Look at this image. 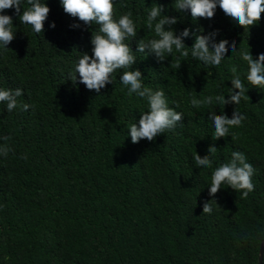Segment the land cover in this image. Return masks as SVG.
Returning <instances> with one entry per match:
<instances>
[{"label": "trees", "instance_id": "obj_1", "mask_svg": "<svg viewBox=\"0 0 264 264\" xmlns=\"http://www.w3.org/2000/svg\"><path fill=\"white\" fill-rule=\"evenodd\" d=\"M50 13L44 32L22 24L15 9V39L0 45V89H22L19 103L7 111L0 103V137L10 136L12 152L0 156V264H259L264 238V89L248 84L246 62L231 47L219 67L180 57L134 53L145 86L163 90L169 106L184 114L175 129L154 141L131 142L129 125L138 123L147 102L120 82L124 70L100 93L69 79L83 53L92 54L95 24L84 25L66 14L61 0H44ZM163 6L176 17L172 29L189 48L196 35L219 30L216 41H235L254 58L264 53V14L248 31L217 7L214 18L193 20L174 0H115V15L132 12L137 37H154L146 28L148 8ZM23 7L27 8L26 0ZM56 27L52 28L51 24ZM79 24V28L71 25ZM179 57V53H174ZM237 65L248 90L239 105L192 107L197 99L223 94L230 98V66ZM238 91V90H236ZM178 105V107H177ZM247 117L230 136L213 140L211 112ZM236 134L232 140L231 133ZM3 141H0L2 143ZM217 147L213 167L195 165L194 155ZM243 152L255 168V190L246 199L224 186L211 214H203L214 168ZM27 159H22L23 155Z\"/></svg>", "mask_w": 264, "mask_h": 264}, {"label": "clouds", "instance_id": "obj_2", "mask_svg": "<svg viewBox=\"0 0 264 264\" xmlns=\"http://www.w3.org/2000/svg\"><path fill=\"white\" fill-rule=\"evenodd\" d=\"M22 3L23 0H0V13L14 8L15 14L22 24L30 25L37 34L44 32V23L51 11L48 5L44 0H26L28 7H23L21 14ZM61 4L66 14L78 18L84 25L95 24L98 26V29L92 32V54L83 53L81 55L73 71L69 74V79L74 84L79 80V83L83 84L87 90L100 93L108 84L113 83V74L117 70H124L120 76V82L127 88L129 97L135 94L147 102V111L141 112L138 123L129 125V134L133 144H137L141 140L154 141L158 135L175 129L178 123L182 122L184 116L182 112H177L175 108L169 106L163 90H153L151 87L145 86L143 74L139 69L131 70L137 60L134 54L136 52L146 56L154 55L159 62H163L171 56L173 58L171 67L180 68V57H188L190 49L191 57L195 60L207 66L219 67L231 47L234 55H238L242 61L246 62L247 68L243 76L247 83L253 87L264 89V53L259 54L258 58H254L251 51L244 49L241 45L237 51L235 41H232L231 44L227 39L217 42L216 37L219 30L207 35H196L194 44L189 48L184 41L190 36L191 30L186 28L177 34L172 29V26L178 23L177 18L162 15L164 11L162 5L154 3L152 7L148 8L145 25L155 35L147 41L143 38L139 39L134 52L129 41L136 39L137 25L132 19L131 11L116 17L115 0H61ZM173 6L179 12L190 10L193 20L212 19L219 7L227 17L243 27L245 31L257 25L264 14V0H174ZM51 27H56L54 22ZM71 27L79 28L80 25L74 24ZM14 39L12 16L0 14V45L7 47ZM174 53H179V57ZM229 71L232 84L228 95L230 98L226 99L223 94H218L197 99L193 95L190 101L192 107L200 108L214 102L225 107L228 104L239 105L242 99L247 100L249 89L245 86L238 66H230ZM22 95L23 90L19 88L0 89V103L6 104L8 112H12L18 107L22 111H28L32 105L18 102V97ZM246 119L247 117L238 108L233 111L231 118L227 114L217 115L215 112H211L209 120L215 129L212 135L213 140L229 137L230 130L242 127ZM231 138L232 140L236 139L234 132L231 133ZM10 140V136L0 137V141H3L0 143V156L7 158L12 152L8 143ZM217 150L213 144L207 149L209 155L201 157L196 153L194 155L195 165L201 169L212 168L213 157ZM21 158L26 160L28 157L25 154ZM255 171L243 152L233 151L230 159L212 171L209 195L213 199L204 202L203 214L212 213V205L217 202L215 197L222 188H225L224 186L241 193V198L246 199L249 193L255 190L252 179ZM260 260L261 264H264V251H261Z\"/></svg>", "mask_w": 264, "mask_h": 264}, {"label": "water", "instance_id": "obj_3", "mask_svg": "<svg viewBox=\"0 0 264 264\" xmlns=\"http://www.w3.org/2000/svg\"><path fill=\"white\" fill-rule=\"evenodd\" d=\"M261 251H264V238L262 239L261 244H260V250H259V264H261V260H260V254H261Z\"/></svg>", "mask_w": 264, "mask_h": 264}]
</instances>
